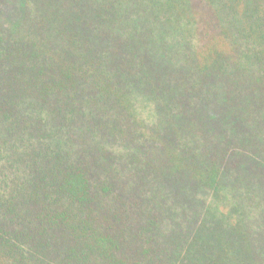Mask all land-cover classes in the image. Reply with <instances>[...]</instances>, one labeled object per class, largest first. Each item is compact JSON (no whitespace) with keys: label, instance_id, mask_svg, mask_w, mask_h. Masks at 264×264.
Segmentation results:
<instances>
[{"label":"trees","instance_id":"1","mask_svg":"<svg viewBox=\"0 0 264 264\" xmlns=\"http://www.w3.org/2000/svg\"><path fill=\"white\" fill-rule=\"evenodd\" d=\"M253 224L264 0H0V264H264Z\"/></svg>","mask_w":264,"mask_h":264},{"label":"rangeland","instance_id":"2","mask_svg":"<svg viewBox=\"0 0 264 264\" xmlns=\"http://www.w3.org/2000/svg\"><path fill=\"white\" fill-rule=\"evenodd\" d=\"M253 213V212H252ZM255 216H257V214L256 213H253ZM258 225L257 224H253V225H251V227L249 228V230H250V232H252L253 231V234H255V233H262V232H264V231H261V230H263L264 228L263 227H260V229H258V227H257ZM262 241H264V240H262Z\"/></svg>","mask_w":264,"mask_h":264}]
</instances>
